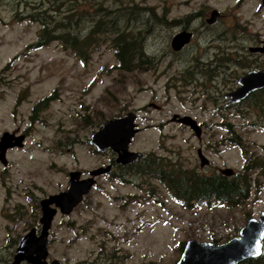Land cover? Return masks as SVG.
I'll return each instance as SVG.
<instances>
[{"label": "rangeland", "instance_id": "rangeland-1", "mask_svg": "<svg viewBox=\"0 0 264 264\" xmlns=\"http://www.w3.org/2000/svg\"><path fill=\"white\" fill-rule=\"evenodd\" d=\"M57 1L0 0V75L11 82L2 86L6 94L0 99V134L17 126L27 130L24 146L9 150L7 165L0 163L2 256L8 252L2 248L9 241L6 232L23 233L30 224H37L39 198L64 189L69 170L81 169L87 175L91 168L112 161V150L98 151L88 141L91 132L107 118L134 110L140 128L130 141V149L153 152L203 173L219 171L224 166L239 171L245 163L247 151L223 140L229 134L223 127L225 120L232 122L242 135L246 150L264 156L263 117L246 104L240 105L247 111L242 116L236 106H224L225 97L220 90L234 85V76L224 81L218 75V87L208 94L199 82L183 83L180 76L191 64L184 57L193 54L195 47L174 53L169 44L174 32L170 23L155 27L158 33L147 42L146 52L159 56V61L154 59V64L143 70L117 67L110 32L93 35L98 43L92 42L87 61L57 40L42 47L28 46L36 40L44 22L51 27L59 24L58 33L73 32L75 27L81 38L100 13L120 4L127 3L121 12V26L129 15L143 18L145 15L137 16L130 10L132 2L151 6L159 16L167 14L168 19L194 8L214 6L224 14L214 32L241 25L264 38V9L253 13L258 0H73L74 11L67 7L72 0H60L59 10ZM100 3L106 10L98 12ZM205 44L206 37L202 46ZM243 68L236 66V73ZM196 78L203 79L199 72ZM21 88L28 93L17 105L14 102ZM53 91L55 97L32 122L29 114L33 104ZM175 112L196 118L202 125L201 136L187 125L171 120ZM198 147L209 158L206 166L200 165ZM258 173L259 187L252 190L245 204L231 208L212 201L184 207L156 179H145L115 165L112 173L97 177L70 213L57 212L48 235L49 256L70 263L86 257L91 260L103 244L107 249L121 248L127 257L123 264H173L180 255L181 241L192 237L214 241L216 237V242H222L238 235L249 217L259 215L264 209V172L256 170ZM6 187L15 192L10 195L11 203L4 206ZM16 202L22 204L21 216L13 205ZM9 212L12 215L8 218L4 213Z\"/></svg>", "mask_w": 264, "mask_h": 264}, {"label": "water", "instance_id": "water-1", "mask_svg": "<svg viewBox=\"0 0 264 264\" xmlns=\"http://www.w3.org/2000/svg\"><path fill=\"white\" fill-rule=\"evenodd\" d=\"M218 10L212 9L209 20L217 16ZM187 31L178 32L172 39V46L179 48L182 43L189 39ZM251 49H264L263 47H250ZM264 87V68L250 69L238 78V85L225 93L227 103L239 101L250 92ZM136 112L128 110L121 116H113L101 122L97 129L91 132L88 141L97 150L104 151L107 148L116 152L115 160L121 163H129L142 156L140 150L130 149L129 144L134 134L139 131L136 122ZM190 127L196 136L201 135V126L196 118L188 113L175 112L170 117ZM24 134L14 135L13 132L4 131L0 137V158L6 160V147L21 144ZM14 138V140H12ZM200 165L209 162L201 147L197 148ZM111 164L99 165L92 168L87 176H81L80 169L69 171V178L64 189L50 193L41 198L40 231L36 233L35 226L31 227L22 235L16 247L14 257L10 264H19L21 260H27L30 264H65L59 258L46 261L49 230L56 212L70 213L88 193L96 182V176L109 171ZM219 171L230 175L235 170L230 166L219 167ZM238 235L229 237L222 242L199 240L195 237L186 239L181 252L173 264H239L248 257H255L263 251L264 238V209L259 215L251 216L239 228Z\"/></svg>", "mask_w": 264, "mask_h": 264}, {"label": "trees", "instance_id": "trees-1", "mask_svg": "<svg viewBox=\"0 0 264 264\" xmlns=\"http://www.w3.org/2000/svg\"><path fill=\"white\" fill-rule=\"evenodd\" d=\"M59 4L60 0L57 1V8ZM126 5L127 3H124L120 4L118 9L111 8V10H106L104 3H100L98 12L106 10L107 14H105L106 12L100 13L88 33L81 38L78 36L77 30L76 32L74 31L75 27L73 28V32L65 30L63 33H56V29L59 26L51 27L49 22H44L45 25L39 33L37 40L31 45L39 47L46 45L52 39H58L73 50L80 59L87 61L91 53L89 49L92 42H95L97 39L93 38V35H99L101 32H110L113 34L111 41L115 48L118 68L126 71L149 68L154 62L152 59L145 58L144 42L141 37L139 38L138 28L128 27L131 18L136 17L129 15L127 21L121 26L120 19L124 16L121 13L123 12L121 7ZM129 7L132 12H136L137 16L142 15L144 12L143 6L134 4L133 2L129 4ZM111 11L115 12V14L111 15ZM138 12L140 13L138 14ZM104 16H108L109 18L105 19ZM96 42L98 43V40ZM185 80L186 77L184 75L183 83H186ZM52 97L53 94L37 101L33 107V114L39 108L48 106V101ZM242 104H246L247 107L258 112V115L264 119V87L251 92L245 99L235 105L241 116L244 114L243 112H247L240 108ZM223 127L229 133L225 135L223 140L227 143H234L240 146L244 152L247 151L248 153L245 155V163L242 169L235 171L233 174L227 175L220 171L199 172L194 167L183 166L180 162L171 161L163 156L155 155L153 152H148L142 158L128 163L125 166V170L138 174L145 179H156L166 192L180 201L184 207H192L194 203L198 202L210 204L212 201L231 208L245 204L252 190L259 187L258 177L260 174H255V172L256 170L264 172V156L256 155L246 150L243 137L235 129L232 122L225 120ZM213 240L218 241L216 237ZM183 243V241L180 242V247L183 246ZM239 264H264V249L260 255L245 258Z\"/></svg>", "mask_w": 264, "mask_h": 264}, {"label": "flooded vegetation", "instance_id": "flooded-vegetation-1", "mask_svg": "<svg viewBox=\"0 0 264 264\" xmlns=\"http://www.w3.org/2000/svg\"><path fill=\"white\" fill-rule=\"evenodd\" d=\"M239 1H241V3H242V0H239ZM67 7L73 8L72 11L75 10V5L73 4V0H72L71 6H67ZM143 7H144V12L142 13V15L143 16L145 15V16L144 17L142 16L143 18H137L136 17V19L131 20L128 27L130 26V28L132 27L134 29L138 28L137 30H139V38L141 37V39H143L145 52H146L147 42L151 38L156 37V34L158 33V31L156 32L154 30H155V27H158L160 23H170L173 26L172 29L174 30V32L171 34V36L169 38L170 39L169 44H170V47L174 53H181L185 49L188 50L189 48L193 49V47H195L193 54H191L189 57L188 56L184 57V59L187 62L191 63L188 66V68H185L187 70L186 73L188 75V76H186L185 75L186 73L184 74L186 77V80H185L186 83L185 84L189 83V85H191V84L199 82V84L204 85V87L206 89V93L208 94V92L212 93V91H213L212 88L218 87V79H219L218 75H220V77H221L220 79H224V81H226L225 78L230 79L229 76H234L235 77L234 78V80H235L234 85H232V84L226 85L227 88L223 92H222V90H220L222 93V96L225 97V93L227 91L234 89L238 85V78L243 73H245L246 71H248L250 69H262V68H264V49H251L250 48V47H256V46L264 48V38L263 37H260L256 33H253V32L251 33L249 31H246V26H241V25L237 26V28H235V27L232 29H230V28H219V29H216L215 32L213 31L215 26L218 23H220V21L223 18L224 14H223L222 10H220L214 6H212L211 8L209 7L207 9H205V6H202L199 8H194L191 11L185 12L182 15L172 16L168 19V18H166L167 14L164 17H162V15L159 16V13H157L155 8H152L151 6H147V7L143 6ZM118 8L119 7L115 8V9H118ZM214 8H216L218 10L217 16L213 20H209L208 18L211 16L212 9H214ZM261 8L264 9V0H258V5L254 8L253 13L257 14L258 10H260ZM57 9L59 10L60 7ZM121 10L122 11L125 10L124 6L121 7ZM139 13L140 12H138V14ZM30 16H31V14H30ZM145 18L147 21H145ZM68 19L69 18L67 17V20ZM42 24H43V26L38 30V36H39V33L41 32V30L43 29V27L45 25V23H42ZM243 24H245V22ZM62 25L65 26V24H62ZM55 26H59V24H56ZM55 26H53V27H55ZM180 31L189 32L190 33L189 39L187 41H185L184 43H182L179 48H174L172 46V43H171L172 39ZM56 33H58V32H56ZM38 36H37V38H38ZM205 37H206V43L207 44L202 46L203 41H205ZM37 38H36V40H37ZM53 40H57V41L61 42L58 39H52L51 41H53ZM33 42H31L28 46L33 47L31 45ZM62 45L65 47H68V46L64 45L63 43H62ZM42 46H44V45H42ZM42 46H39V47H42ZM212 47H213V50H209ZM33 48H35V47H33ZM258 55H263V56H258ZM158 57L159 56H156L153 54H148L147 52H146V56H145L146 59H152L153 62L155 60L159 61ZM180 58H181V56H180ZM236 66L237 67H239V66L244 67L242 69L241 73H238V74L236 73V71H235ZM230 68H232V69H230ZM197 72H199L202 75L203 79L199 78V81H197V78H196ZM180 77H183L182 78V81H183L184 76L181 75ZM9 84H11V82L9 80H7L6 76L1 74L0 75V99H2L4 97V95L6 94L5 91H2V89H5L2 86H6ZM224 88H225V86H224ZM26 93H28V90H25V88H21L20 91L18 92V97L16 98V101L14 102V104L15 103L17 105L21 104L27 95ZM51 94H53V97L48 101V104H49V102L55 97L54 91L51 92L50 94H47V95L41 97L37 101H39L42 98L49 96ZM246 97L240 99L239 101H232L230 103H227V101H226L227 98L225 97L224 106L225 107L235 106L236 104L240 103ZM34 104H33V107H34ZM33 107H31L32 110H31V113L29 114V119H31L32 122H33V120H35V118H38L39 112H41L43 110V107H41V108H39V110L36 111L35 114H33ZM198 123L201 126V134H202V125L200 124V122H198ZM4 131L13 132L14 135L24 134V137L22 138L21 144H19V145L14 144V145H10V146L6 147V149H5L6 160L2 161V159L0 158V163H2L3 166L7 165L9 162V159L7 156L9 150H11L12 148H15V147H23L24 143H25V139L27 137V130H25V129L20 130L19 126H17L16 128H14L12 130H8V129L3 130L0 134V137ZM200 136H198V137H200ZM12 140H14V138ZM108 149H110V148H107L106 150H108ZM106 150H104V151H106ZM110 150H112V149H110ZM101 152H103V151H101ZM113 152L115 153V157H116V152L115 151H113ZM145 154L146 153L143 152L142 156L135 159V160L142 158ZM115 157L112 159L111 162H109V164H111L110 170L105 172V173H109V172L112 173L115 165H117L119 167H125L128 164V163H121L119 161H116ZM207 164H205V166ZM80 171H81V176H87L89 174V171H88L87 175H83L81 169H80ZM105 173H102V174H105ZM99 175H101V174H99ZM99 175L96 176V180H97V177ZM14 192H15L14 188H12V189H10V188L8 189V187L5 188L4 206L9 205L11 203L10 195L13 194ZM47 195L40 197L38 200L39 207H40V215H41L40 200H41V198H43ZM84 196H83V198H84ZM13 205L18 208L17 213H19V216H21L20 215L21 205H22L21 202L20 203L16 202ZM0 212L3 213V208H0ZM57 212H60V211L58 210ZM57 212H56V214H57ZM60 213H62V212H60ZM4 214L8 218H9V215H12L11 212L4 213ZM40 215H39V217H40ZM39 217H38L37 224H35V225L30 224L29 228H26L23 231V233L18 232L16 234L14 231H11V230L6 232V237L9 238V241L7 243L3 244L2 248L8 249V252H7V256H2L1 251H0V264H10V262L12 261V259L14 257V253L16 251V247L19 243L20 238L31 227L35 226L36 233H39L40 226H41L40 221H39ZM14 220H16V219H14ZM263 240H264V238H263ZM263 249H264V246H263ZM121 251H122L121 248H117V247L107 249L102 244L100 246L99 251L96 254V256H94V258L91 260H89L88 257H86V258L78 259L76 262L70 263V262H67L65 260L63 261L59 257H50L49 252H48L47 256L45 257V260L50 261L53 258H59L65 264H123L127 260L126 259L127 257H126V254L122 253ZM19 264H30V263L27 260H21Z\"/></svg>", "mask_w": 264, "mask_h": 264}]
</instances>
